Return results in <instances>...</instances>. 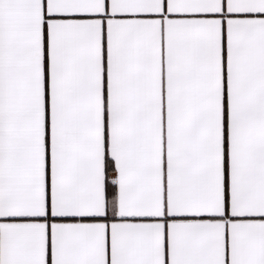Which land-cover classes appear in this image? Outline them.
Wrapping results in <instances>:
<instances>
[{"label": "snow or ice", "instance_id": "1", "mask_svg": "<svg viewBox=\"0 0 264 264\" xmlns=\"http://www.w3.org/2000/svg\"><path fill=\"white\" fill-rule=\"evenodd\" d=\"M0 264H264V0H0Z\"/></svg>", "mask_w": 264, "mask_h": 264}]
</instances>
